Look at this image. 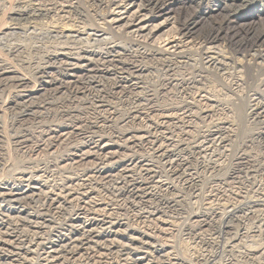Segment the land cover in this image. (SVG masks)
<instances>
[{"label": "rangeland", "instance_id": "374dc122", "mask_svg": "<svg viewBox=\"0 0 264 264\" xmlns=\"http://www.w3.org/2000/svg\"><path fill=\"white\" fill-rule=\"evenodd\" d=\"M54 1L57 2L59 0H51L50 2ZM65 1L71 4L73 3L74 7L78 6L76 7V10H79L78 12L80 15H77L75 19L72 16H68V18L61 17L62 19L59 18V16H56V18L52 17L54 19H52L53 21H49V19H47V21L42 22L43 24L40 23L35 27L33 26L34 29L25 28V30L23 28L16 30L18 32L17 33L15 31L16 35L11 36L12 38H7L3 42L4 46H6L5 48L7 49L11 47L17 48L16 52H3V50L0 51V58L6 62L5 64L11 69L10 71H13L12 73L15 72L13 75L22 74L21 76L31 81L29 86H34L35 84V87H37L38 84L35 83L34 80H37V78L41 75H43L44 77H48L49 75V77L51 76L52 78H57L61 75V73H65L66 68L63 66V64H66V62H68L66 59L59 56V59H55L56 62L52 63L53 60H51L50 62L46 58L53 53H51V51L54 50V47H60V44L57 45V42L59 43L61 41L59 40L54 42V40H49V33L51 31L58 32L60 28L63 29L65 26L66 29L68 28V25L69 29L72 30L75 28L76 31L78 28L81 29V33H83L84 38L89 36L87 35L88 31L91 32V30L99 31L98 34L104 33V38L106 37V39H104V42H94L91 40V36H89L88 38H90V43L87 39H85L83 41L84 44L81 43L82 47H88L91 50L94 49V51H100L99 49H101V54H105L107 52V49L109 51V47H115V50H118V53H121V55H123V60L126 59L124 61L127 62L128 60L129 62L131 60L130 62H133V64H136L137 66L140 65V67L145 68L146 71L145 73H142L140 78L138 79V81H141L138 85V87H140L139 89L127 88L125 90H122L120 88H116L115 83L118 81L117 78L118 76H120L119 73H123V77H129V79H134V76L136 75L133 73L132 69L127 68L125 70L118 71V67L116 68V66L114 65L113 67H108V69L110 70L109 72L103 73L98 77L96 76V80L98 81L96 82L95 80V83H88L87 79L89 78L84 75L82 76V78L85 79L84 81L86 82H83L85 83L83 85L81 84V82L73 88L64 90L58 89L57 86L44 88L43 90L35 93V96L33 95V99L25 102V104L23 103L24 101L14 99L11 96H7L6 94L0 95V186L5 184L8 186L17 184V180L22 174L29 175L31 172L29 176H32L34 184L33 187L36 189H34L35 191H33V200L28 201V199L21 198L19 200H7V198H4L1 201L2 208H21L22 210H24V213L21 214V216L19 215L18 218L13 219V222L8 225L12 228H9L10 231H8L11 232L17 230L16 232H18V230H21V232H18L19 234H21V236L27 235L29 237L30 235L32 237L34 235L33 232L36 229H33L32 227L30 228L28 222H38L39 220V222L42 223V221L47 222L48 219H51L49 223L50 225L48 224L49 227L47 225V229L53 226H57V224L67 222L71 214L76 209V201L72 202L73 204L70 203L65 205L62 213L54 214L52 211V198H54V196H52L51 193L57 194V192H61L62 196H65L71 188V192L80 191V193L90 189L92 193L91 196H93L92 200L94 198L93 201H102V208L106 209L105 212L102 211V214L105 213L109 216L111 215L110 220L112 221H114L115 218H120L124 223H127L130 228H138L146 235L151 236L152 239L151 241L148 240L150 242L148 247L144 246L141 249L138 248L140 247L138 243L132 244L131 247L135 251L132 250L133 252H129L128 256H130L131 258L127 256L128 259L126 256H119L116 253H114L115 255H113V253L106 254V251L104 249H101L102 253L100 251L98 252L96 248H93L94 244H91V248L95 252L94 255H97L101 258L97 261H100L104 264H125L128 261L133 262L137 258L141 257V255H139L137 252L142 251L147 253V255L149 256L148 260H152V262L159 261L158 264H160L163 261V258L159 257L155 252L159 250H165L166 253L169 254L171 264H264V254L262 253V251L264 250V203L262 202V200L264 201V137H256V133L264 132V94L263 99L259 101L260 104L254 105L258 103V100L256 101L252 99L255 97L254 94L256 91V87L254 85V75L257 70H255L256 68L253 67L252 63V67L249 66V69L246 67L244 69L246 71L244 75L246 77V84L249 85L240 86V77L243 76V74H240V68L238 65L240 62L239 59H241V57L242 59H248L250 57L249 54L254 53L252 47L253 41L249 38L248 33L242 31L240 25L241 23H243L250 24L259 29L264 28V0L242 1V7H240L238 11H235V14L238 18H235L234 22H232L231 24H227L225 19L226 15H228L229 13L232 14L234 10H230L227 7L225 8L223 4L224 0L165 1V3L168 4L166 8H170L171 16L174 13L172 16L173 21H171L172 24H170L166 28L169 29L171 27L169 30L170 34L172 30L179 29L186 22H190L192 18L195 17L196 13L205 12L207 10L215 8V6H220L221 8L223 7L218 13L212 16L210 22L205 21V23L200 24V35H202V37L208 36V34H210L211 32L213 34L217 31H220L219 33L223 35L222 38L224 40H222V42L218 45H221L222 47L220 46L217 49L213 47V49H215L211 50V52H213L212 56L216 58L215 63H213L212 65L206 62L207 56L202 53L205 52L203 50L194 49L177 55L163 52V49L165 48L167 42L166 40H168L171 36L168 37V39L164 37L160 38L159 40H145L144 42V39L136 36L135 34L131 35L122 28V30L120 29L118 31H113V29H110L109 27H107L109 28L107 29L106 25L103 26V24H105V21L107 20V12H105V10L103 12V9L99 7L98 0ZM65 1L61 0L59 2ZM20 2H22V0H0V30L12 24L11 13L15 10L18 3ZM259 10L263 11L261 16H258ZM253 14L255 15L254 19H250V16H253ZM102 18L105 20L103 21ZM72 19L76 22L74 21L75 23H73ZM71 22L73 25L71 24ZM99 24L103 29L105 28V31H107V33L102 30L101 27L100 30L98 29L100 26ZM95 25L99 26L97 27ZM101 30L104 32H102ZM108 30L112 32H109ZM31 31L32 33H30ZM53 34L55 33H52V35ZM85 41H87L88 44ZM157 41H159L160 43ZM237 41L238 43L242 42L244 45H246L245 50L243 49L242 51H239V48H237L236 46ZM51 45L53 48L51 47ZM79 46L80 45L77 44L74 45L73 48ZM93 46H95V48H93ZM106 46L108 47L106 48ZM157 47H159L160 49ZM90 57L92 58V56ZM94 61L97 60L94 58L91 62L95 63ZM71 62L75 61L71 60ZM87 63L88 62H85L84 64ZM92 63H90L88 67V69L90 70H94L95 68L94 66H92ZM38 72H41V74H39ZM79 74L76 75L81 76V73ZM56 88L58 90H56ZM99 105H102L103 107H97ZM187 105L190 106L186 114L189 115V117H185L184 119L180 120L181 122L171 120L165 125V128H159L156 131L151 130V128H153L154 126L161 124L162 116L167 113L179 114L185 110L184 108ZM135 108H139L136 117L134 119H128L129 123H125V121H123L122 123V120H124L126 114L128 115L129 111H132ZM69 118H74L75 121L80 120V122L83 124L95 123L96 121H98V118L103 119L104 123L102 125L105 127V129L103 127L102 131L100 130L96 134L91 133L88 135L92 138L93 141H96V136L99 135L104 139V142H106L107 140L108 143H112L113 141H115V138H113V141H110V137L118 136L119 134H123L126 131H130V133H133L134 131L147 129L150 131V135H152L153 133V139H151L149 143H144L145 145H143L142 143L138 144L137 147L134 148H132L133 146L128 145L127 148L114 149L116 156L110 159L109 162H115V160L125 161L130 157V159L137 158L151 160L153 168L158 171L160 179L162 181H165L164 183L171 184L172 188H170L169 194L172 192L171 194L173 196L178 195V204L180 205V207H178L179 205L176 204L175 208L173 209H165L163 211L165 212V214L162 212L159 215H155L154 217H144L146 213L153 212L154 210L159 209L158 197H152L149 199L146 198L144 200H137L128 195L118 197L116 193H118L117 188L119 187H117V182L119 181H115L117 184L112 182L107 183L104 179H102V177H93V181L91 182L92 185L90 183L88 186H86L87 189H81V182L75 183V181L71 184L67 183V179L75 178L83 172H86V174H90L87 172L92 171L94 167L103 163L102 158H87L86 160H84L85 162L82 161L76 163L77 165H73L75 164L74 162L67 160L71 155L70 147L76 146V143L77 145H79L80 141L84 142L85 136L87 137V135L85 134V136L83 135V138L81 137V139L76 136L77 138L75 137V139H77L78 141L74 139V142H72V145L70 144V146H63L62 144H60L59 146V143L52 145L51 140L48 139L47 133L59 127V125L70 121ZM217 126H224L225 128L227 127V130L231 134L230 143L225 147H216V149H214L212 152L213 154L211 153L212 155L207 154L206 156L202 155L203 157H199L201 155L196 154V150L194 148L199 141L197 140V138H199L202 134L208 132L209 129L212 130ZM18 137H20V139H18ZM104 137L108 138L105 139ZM158 147L172 150L175 158L185 157L186 155L185 158H187V168H185V166L176 169L173 168L170 170L164 165L163 161L160 160L159 162V159L156 160L157 152L160 150ZM157 149L159 150L156 151ZM192 149L195 151H193ZM208 156H210V159ZM239 157H245L246 159H248L249 163H252L254 161L255 163H253L258 165L259 167V175L254 179H239V177H241L242 175H239V177H235L234 180L233 178L229 177L224 178V175H226V173H232L238 168L237 159ZM98 159H101L100 162ZM250 160L252 161L250 162ZM58 165L61 166L58 167ZM215 165L216 167L215 169H213V166ZM103 167L107 168L106 165H103ZM184 169H189V171L186 170V173H192V180L187 184H184L183 178L186 179L188 176L180 173L184 171ZM174 170L176 171L175 175H171V172ZM139 173L141 174L140 166H137V168L135 167L133 169L132 174L138 176ZM180 175H182L183 178ZM88 176H91V174ZM62 184L66 186H63ZM74 184L76 186H74ZM153 185V183L150 184L152 188L155 187V185ZM35 186H37V188ZM74 188L75 190H73ZM60 189L62 191L64 190L63 193ZM153 189L157 194L164 193L163 191H161V189ZM193 193H196L198 195L195 199L190 196L193 195ZM44 194H46V196ZM47 200L49 202H47ZM253 202H257L255 204L263 205L254 207V209L246 210V208H250ZM246 203H248V205ZM69 206H73L75 209L72 207L71 210ZM207 207L209 209H207ZM221 208L222 210H224L222 211ZM225 208H229V210L231 208H234L235 211L231 209L228 214H225L227 212L225 211ZM209 210H216L219 213L220 217H222L215 219L213 218L210 222L206 223V226L200 229L192 228V226H190L192 225L191 217L193 215H195L196 213L201 214L202 212H206ZM113 213L114 215H112ZM226 216L228 217L226 218ZM21 217L23 220H21ZM149 218L152 219L149 220ZM230 218L233 220H231ZM149 221L152 223H150ZM14 222H17L16 225L18 226L15 229V224H13ZM24 225H26L25 228ZM146 226L148 227V229H146ZM44 230L47 231L46 229L42 228L39 229V231L37 230L39 235L34 236L41 237V234L44 232ZM132 236L137 237L136 235ZM116 239L121 240H118L121 243L125 242L124 239H120L119 237H116ZM108 241L109 239L107 241H104L106 244L103 243L102 246L111 247V245L107 243ZM41 243L43 242H40V244ZM28 244H30L28 240L24 241V244L23 242L13 241L10 246H5L1 251V253H3L0 254V264H30V261L29 263L24 262L23 253H21L19 257L13 256L14 254H9V252L20 253V251H17V248L22 247V245L25 246ZM151 244H153L154 246ZM251 252L257 253H255L253 256H250L249 254ZM103 254H105V256ZM33 256L31 262H33V260L36 261L37 258V260H39V255H35L34 257ZM123 257H126L125 259H127L128 261ZM132 257L134 260L132 259ZM26 258H30V256H26ZM66 258H68V256H65V259ZM85 261L86 264L95 263L92 260L85 259L84 255L81 256V264H85ZM143 262H146L145 258Z\"/></svg>", "mask_w": 264, "mask_h": 264}, {"label": "bare ground", "instance_id": "6f19581e", "mask_svg": "<svg viewBox=\"0 0 264 264\" xmlns=\"http://www.w3.org/2000/svg\"><path fill=\"white\" fill-rule=\"evenodd\" d=\"M50 1L51 0H25V1L22 0V2L18 3V5L15 8V10L11 13V15H12L11 16V22H12V24L10 26L8 25V27H5V28L3 27L4 29L0 30V47H2V48H0L1 49L0 51H2V50H3V52H5V51L6 52H16L17 51V48H12L11 47L12 49L11 48L7 49V48H5L6 46H4V44H3V42L7 38H9V37L12 38L11 36L16 35L15 34L16 30L23 29V28L24 29L25 28L26 29L33 28V26L35 27L38 24L42 23L43 21H47V19H49V21H50V20L53 19L52 17L56 18V16H59V18H61V17L62 18L63 17H67L68 18V16H72L75 19V17H77V15H80L79 12H78L79 10L78 11L76 10V7H78V6L74 7L73 3L72 4L68 3L65 0H64L65 2H59L61 0H59L57 2L56 1L50 2ZM165 1L166 0H98V5H99L100 8L103 9V12H104V10H105V12H107V14H106L107 15V20L105 21V24H103V26L106 25V28L109 27L110 29H113V31L114 30L118 31V30H120L122 28V29L126 30L129 34H131V35L135 34L136 36H139L140 38L144 39V42H145V40H156V39L159 40L160 38H164V37L168 39V37L171 36L168 40H166L167 42L165 41L166 45H165V48L163 49V52L177 55V54H180V53H183V52H187V51H191V50H194V49L203 50L205 52H202V53H204L205 56H207V61L206 62L208 64H210V65L215 63V59L216 58L214 56H212L213 52H211V50L213 49V47H215L217 49L218 47L221 46V45L220 46H218V45L222 42V40H224L222 38L223 35L219 33L220 31L214 32L213 34L210 31L211 33L208 34V36L202 37V35H200V24L205 23V21H207V22L209 21L210 22V19H212V16L214 14L218 13L220 11V9H222L223 7L221 8L220 6H215V8L207 10L205 12L196 13L195 17H193L190 22H186L182 27H180L181 26L180 25L179 29H174L175 28L174 27L173 28L174 30H172L171 34H170L169 30H170L171 27L169 29H166V28L170 24H172L171 21H173L172 16H173L174 13L171 16L170 8H166L168 6V4H166ZM168 1H171V0H168ZM242 1L244 2V0H224L223 1L224 2L223 4H224L225 8L227 7L230 10L231 9L234 10L233 12L231 11L232 14L229 13L228 15H226L225 21H226L227 24H231L232 22H234L235 18H238L237 15L235 14L236 13L235 11L236 10L238 11L240 9V7H242ZM258 12H259L258 16H261L263 11L259 10ZM81 15H83V14H81ZM72 17H70V18H72ZM254 17H255V15L253 14V16H250V19H254ZM104 20L105 19H103V21ZM72 21H73V19H72ZM74 21H73V23L76 22V21L75 22ZM102 23H101V25H102ZM71 24H72V22H71ZM50 25H52V24H50ZM101 25L99 26L98 29L100 30V27H101V29L105 31V28L103 29ZM75 26H76V24H75ZM95 26H97V25H95ZM65 27L63 29L60 28L58 32L51 31L49 33V35H48L49 40L50 39L54 40V42L59 41V40H61V41L59 43L57 42V45L60 44V47H54L53 48L52 45H51V47L54 50L53 51L50 50V51H51V53L52 52L53 53L50 54L47 58L46 57L45 58L48 59L50 62H51V60H53L52 63H54V62H56L55 59H59L58 58L59 56L61 58L63 57L64 59H66L68 61V62H66V64L62 63L63 66L66 68V72L63 73V74L61 73V75L59 77H57V78H55V77L52 78L51 76L49 77V75H48V77H44L43 75H41V76L38 75L40 77L37 76L38 77L37 80H34L35 83L38 84L37 87H35V84H34V86L33 85L29 86L30 83H31L30 80H28L27 78L21 76L22 74L21 75H13L15 72L12 73L13 71H10L11 69L5 64L6 62L3 59L0 58V95L6 94L7 96H11L14 99H19L21 101H24L23 103L25 104V102L29 101L30 99H33V95L35 93L43 90L44 88L57 86L58 89L64 90V89L73 88L74 86H76L77 84H79L81 82H82L81 84L83 85V84H85L83 82H86V81H84L85 79L82 78V76H84V75H86V77L89 78V79H87L88 83H95V80L97 79V77L99 75L109 72L110 70L108 69V67L109 66L113 67L114 65L116 66V68L118 67L117 68L118 71H122V70H125L127 68L132 69L133 73L136 75V76H134V79H129V77H123V75H122L123 73H119L120 76H118V78H117L118 81L115 83L116 88H120L122 90H125L127 88H130V89L131 88L132 89H139L140 88V87H138V85H139V83L141 81H138V79L140 78L142 73H145V71H146L145 68L140 67V65L137 66L136 64H133V62H130L131 60L129 62H128V60H127V62L124 61L126 59L123 60V55H121V53H118V50H115L116 49L115 47H109V51L107 49V52L105 51L106 52L105 54H101L100 53L101 49H99V47H98V49L100 51H94V49L91 50L88 47H82L81 46V43L84 44L83 41L85 39H87L89 41V39H90V38H88L89 36H91V40L94 41V42H102V41L104 42V39H106V37L104 38V36H105L104 33L98 34L99 31L91 30L92 29L91 28L90 29L91 32L88 31V34H87L89 36L84 38L83 33H81V29L78 28L77 31H76L75 30L76 28L73 29V30L69 29V25H68V28L65 29ZM240 27H241L242 31L248 33L249 34V38L252 39V41H253L252 47H253V52H254L252 54L248 53L250 55V57L248 59L247 58H243L242 59V57H241V59H239L240 62H239L238 65H239V68H240V74L241 73L243 74V76L240 77V82H241L240 86L247 85L246 84V80H245L246 77L244 75L246 73V71L244 69L246 67L249 69V66H251V63H252L253 67L256 68L255 70H257L255 75H254V77H255V80H254L255 84L254 85L256 87L255 88L256 91H255L254 95H255L256 99H255V97L252 98V99H254L256 101L258 100V103L254 104V105H258V104H260L259 101H261L263 99V94H264V75H263L264 74V28H262V29L260 28L259 29V28H256V27L250 25V24H243V23H241ZM109 28H107V29H109ZM212 28H215V27H212ZM165 29H166V31H165ZM25 30H24V32H25ZM259 30H260V32H259ZM104 31H102V32H104ZM105 32L107 33V31H105ZM109 32H112V31H109ZM119 32H118V35H119ZM30 33H32V31ZM52 33H55V34L52 35ZM128 38H130V37H128ZM85 42H87V41H85ZM157 42H159V41H157ZM89 43H90V41H89ZM156 43H155V46H156ZM77 44H79L80 46L76 47V48H73V46L77 45ZM87 44H88V42H87ZM57 45H53V46H57ZM89 46H90V44H89ZM110 46H112V45H110ZM236 46H237V48H239V51H242L243 49L245 50V48H246V45H244L242 42L238 43V41L236 43ZM107 47L108 46H106V48ZM93 48H95V46H93ZM157 48H159V47H157ZM43 49H44V47H43ZM90 56H92V58ZM94 58L98 62L94 61L95 63H92L91 61ZM71 60H74L75 62H71ZM85 62H88V63L84 64ZM46 63H47V61H46ZM79 63H81V64H79ZM90 63H92L93 64L92 66L95 67L94 70L88 69ZM261 63H263V64H261ZM38 73L41 74V72H38ZM79 73H81V76H77L76 75V74H79ZM45 74H46V72H45ZM127 74H128V71H127ZM10 75H13V76H10ZM97 81L98 80H96V82ZM243 88H245V87H243ZM58 89L56 88V90H58ZM84 89H85V87H84ZM230 90H232V89H230ZM157 93H158V91H157ZM99 100H101V99H99ZM95 101H96V99H95ZM97 107H101L102 108L103 106L99 105ZM189 108H190V106L187 105L184 108L185 110L184 111L182 110L183 112H181L179 114H175V113L174 114H168V113L165 114L161 118L162 119L161 124L157 125V126H154L153 128H151V130L156 131L159 128H165V125L171 120H176L177 122H179L180 120L184 119L185 117H189V115H186L187 111L189 110ZM138 110H139V108H135L132 111H129L128 115L126 114V117L125 118L123 117L124 120H122V123H123V121H125V123H127L128 119L129 120L132 119V118L134 119L136 117V114H138ZM258 113H259V111H258ZM238 114H240V113H238ZM143 117H144V115H143ZM80 120L79 121H75L74 118L70 119V121L67 120L68 122H66V123H64L62 125H59V127H57L54 130H51L50 132H48L47 133L48 134V139L51 140L52 145L59 143V146H60V144H62L63 146H67V145L70 146V144L72 145V142H74V139H75L76 136L81 139V137L83 138V135L85 134V135H87V137L84 135L85 136V141L84 142L80 141L79 145H77V143H76V146L70 147L71 155H70V157L67 160H70V161L74 162L75 164H73V165H77L76 163L82 162V161L86 160L87 158H102V162L103 163L101 165H98L99 167L98 166L94 167V169L92 171L89 170L90 172H87V173H90L91 176H88L90 174H86V172H83L80 175L76 176L75 178H69V179H67V181L65 180L67 183L71 184V183H73L75 181H76L75 183H78V182L80 183L81 182V189H87L86 186H88L93 181L92 180L93 177H102V179H104L107 183L108 182L116 183L117 181H119V182H117L118 184L116 183L117 187H119V188H117L118 189V193H116L118 197H122V196L128 195V196H131V197H133L134 199H137V200H139V199L140 200H142V199L144 200L146 198L149 199V198H152V197L153 198L154 197H156V198L158 197V201H159V205H158L159 207L158 208L159 209L154 210V211L152 210L153 212L146 213L144 217H154L155 215H159L160 213H162L165 209H168V208H172L173 209V208H175L176 204L179 203V200H178L179 197H177L178 195L177 196H173L171 194L172 192L170 193L171 195L169 194V190H170V188H172L171 184L164 183L165 181H162L160 179L158 171H156L153 168V164H152L151 160L137 159V158H133V157H132L133 159H130L131 158L130 157L129 159H127L125 161H116L115 160V162H113V161H111L112 163L109 162L110 159H112V158H114L116 156L115 152H114V149L127 148L128 145L133 146L132 148H134V147H137L138 144H142V143H143V145H145L144 143H149L151 141V139H153L152 138L153 133H152V135H150L151 133H150L149 130H147V129L142 130L141 129V130H138V131H134L133 132L134 134L130 133V131H126L123 134H119L118 136H115V137H110L109 136L110 137V141H113V138H115V141H113L112 143L111 142L108 143L107 140H106V142H104V139L101 136H99V135L96 136L97 140L95 139L96 141H93L92 138L89 137L88 135L91 134V133L92 134H96L100 130L102 131V128L104 127L102 125L104 123V120L98 118V121H96V122L93 121L95 123H85V124L81 123ZM94 120H97V119H94ZM107 120H109V119H107ZM190 120H191V118H190ZM104 129H105V127H104ZM18 136H20V135H18ZM256 137H258V138L259 137H264V132L263 133H256ZM106 138H108V137H106ZM18 139H20V137H18ZM75 140H77V139H75ZM197 140H199L197 142V144L196 145L194 144L195 145L194 148L196 150V154L201 155L199 157H203L202 155L206 156L207 154H211L213 152V150L216 149V147H225V146H227L230 143V141H231V134L227 130V127L225 128L224 126H217V127L213 128L212 130L209 129L208 132H206L205 134H202L199 138H197ZM153 141H156V140H153ZM152 144H151V146H152ZM73 145H74V143H73ZM167 145H166V147H167ZM159 149L156 150V151H158V150L159 151L157 152V159L156 158L155 159L156 160L159 159V162H160V160L163 161L164 165L166 167H168L170 170L173 169V168L176 169V168L185 167L187 165V158H185L186 155H185V157H179V158L176 157L175 158V155L173 154L172 150H168L166 148H159ZM195 150H193V151H195ZM208 157L210 159V156H208ZM100 160H99V162H100ZM237 160H238L237 161L238 162V166H237L238 168L236 170H234L232 173H229V174L226 173V175L223 174L224 178L229 177V178H233V180H234L235 177H239V175H242L243 177L241 176V177H239V179L240 178H243V179H248V178L254 179L255 177H257L259 175V171H258L259 167H258V165L254 164L255 163L254 161H253L254 163L253 162L249 163L248 159H246L245 157L244 158L243 157H239ZM251 161L252 160H250V162ZM215 163H216V160H215ZM258 163H259V161H258ZM263 164H264V162H263ZM103 165L104 166L106 165L107 168L103 167ZM60 166L58 165V167H60ZM137 166H140L141 174L139 173L138 176H135V175L132 174V171H133V169L135 167L137 168ZM259 166H260V164H259ZM166 167H164V168H166ZM213 167H214L213 169H215L216 165L213 166ZM261 167H263V166H261ZM261 167H260V169H261ZM185 168H187V166ZM63 169H64V167H63ZM186 170L189 171V169H184V171L180 172V173H183L185 176H188L185 179V178H183L182 175H180L183 178L184 184H187V183H189L192 180L191 179L192 178V175H191L192 173L191 174L186 173ZM160 171H162V170H160ZM175 172H176L175 170L172 171L171 175H175ZM30 174H31V172H30ZM29 175L22 174L19 179L16 178V179H18L17 180V184H14L12 186L11 185L8 186L6 184L0 186V254L3 253V252L1 253L2 249L5 246H10V244L13 241L14 242H18V241L19 242H23V244H24V241L28 240V242H30V244L25 245V246L22 245V247H18V248L16 247L17 251H20V253H18V252H16V253L9 252V254L10 255L14 254L13 256L19 257V255L21 253H23L24 254L23 255L24 262L25 263H29V261H30V264H81V256H83V255H84L85 259L92 260L93 262H95L93 264H97V263L98 264H104V263H102L100 261H97V260H100L101 258L98 257L97 255H96L97 257L94 255L95 252L91 248V244H94L93 248L94 249L96 248L98 252L99 251L101 252V249H104L106 251V254H108V253L112 254L113 253V255H115L114 253H116L119 256H126V257L129 255V252L133 250V248L131 247L132 244L138 243L139 246H140L138 248H140V249L143 248L144 246H147V247L149 246V244H150L149 241L152 240L151 236L146 235L144 232H142L138 228H133V229L130 228V226H128L127 223H124L122 221V219H120V218H115L114 217L115 219H114V221H112V220H110V216L111 215L109 216V215H107L105 213L102 214V211L105 212L106 209L102 208V203H101L102 201L101 202H98L96 200L93 201L94 198L92 200L93 196H91L92 193H91L90 189L80 193V191H78V192H73L72 191L71 192V189H72L71 188L70 191H68L65 196H62L61 192H59V193L57 192V194H54V193L52 194L51 193V195L54 196V198H52V211H53L54 214L62 213V210H64V206L67 205V204H70V203H72L74 201H76V203H77L76 205L77 206H76V209L73 206H71V207L69 206L70 209L73 207L75 210L71 214V216H70V218H69V220L67 222L62 223V224H57V226L50 227L49 229H47V225L50 223L51 219L50 220L48 219L47 222H43L42 221V223L39 222V220H38V222H28V225H29L30 228L32 227L33 229H36L33 232L34 235H39L38 234L39 229H41V228L42 229H46L47 231L44 230V232L42 234H41V231H40V234L42 236H44V237H42V236L41 237H39V236L36 237L34 235L32 237L30 235H29V237L27 235L26 236H21V234L18 233V232H21V230L20 231L18 230V232H16L17 230L9 232L10 231L9 228H11V227H9L8 225H10V223L13 222L12 221L13 219L18 218L19 215L21 216V214L24 213V210H22L21 208H10V209L2 208L1 201L4 198H7V200L8 199L19 200L20 198L21 199H28V201L29 200H33L34 199L33 191H35L36 189L33 187L34 184H33L32 176H29ZM37 181H38V179H37ZM94 181H95V179H94ZM248 182H249V180H248ZM152 183L155 185V187H153V188H157V190L161 189V191H163L164 193L157 194L156 191L152 188V186H150V184H152ZM91 185H92V183H91ZM63 186H66V185H63ZM67 186H68V184H67ZM74 186H76V185L74 184ZM35 187L37 188V186H35ZM75 188L73 190H75ZM90 188H92V187H90ZM193 190H196V189H193ZM57 191H58V189H57ZM63 191H62V193H63ZM166 191H168V192H166ZM255 192H257V191H255ZM189 193H190V191H189ZM44 195L46 196V194H44ZM190 196H192V198L195 199L198 195L196 193L195 194L193 193V195H190ZM5 201H6V199H5ZM25 201H27V200H25ZM16 202H18V201H16ZM32 202H34V201H32ZM47 202H49V201L47 200ZM262 202L264 203L263 200H262ZM255 203H257V202H255ZM255 203L253 202V204L250 206V208H246V210L247 209H249V210L250 209H254V207H258V206H262L263 205V204L260 205V204H255ZM246 204L248 205V203H246ZM133 205H135V204H133ZM226 206H228V205H226ZM178 207H180V205ZM207 209H209V208L207 207ZM231 209L233 211H235L234 208H231ZM68 210H69V208H68ZM221 210H222V208H221ZM230 210H229V208H225V211H227L225 214H228L230 212ZM33 212H36V211H33ZM39 213H41V212H39ZM163 213L165 214V212H163ZM221 213H223V212H221ZM196 214L191 217L192 225H190V226H192V228H199L200 229V228L206 226V223L210 222L213 218L215 219V218H219L220 217L219 213L216 210H209V211H206V212H202L201 214H198V213H196ZM26 215H28V214H26ZM26 215H24V216H26ZM112 215H114V213ZM241 216H242V214H241ZM227 217L228 216H226V218ZM150 219H152V218H149V220ZM154 219H156V218H154ZM21 220H23L22 217H21ZM231 220H233V219H231ZM236 220H237V218H236ZM16 223L15 222L13 223V224H15L14 225V229L16 227H18L16 225ZM150 223H152V222H150ZM49 225H48V227H49ZM209 225H210V223H209ZM25 226L26 225H24V228H25ZM146 229H148V227ZM162 230H164V229H162ZM205 230H206V228H205ZM193 231H194V229H193ZM30 232H32V231H30ZM164 232H166V231H164ZM220 233H221V230H220ZM22 234H23V232H22ZM188 234H189V232H188ZM132 235H136L138 238L134 237ZM196 235H194V236H196ZM116 237L117 238L119 237L120 239H124L125 242L124 243L123 242L122 243L119 242L121 240L118 239L119 240L118 241L116 239ZM104 239H107V240L109 239V241L107 243H109L111 245V247L102 246V244L105 243L104 241H107V240H104ZM40 242H43V243L40 244ZM151 245H153V244H151ZM195 248H196V246H195ZM258 249H260V248H258ZM133 251H135V250H133ZM136 251H137V249H136ZM253 251H255V250H253ZM256 251H258V250H256ZM147 252H148V250H147ZM163 252H165V253H163ZM137 253L139 255H141V257L136 259L137 261L134 260L133 257H132V259L134 261L133 262H129L127 259H128V257L131 258L130 256H128L127 259H125L126 257H123L125 260L128 261L125 264H139V263H143V264H158V262H159V261L158 262L157 261L156 262L155 261L152 262V260H148L149 256L147 255L146 252H142L141 251V252H137ZM155 253L158 254L159 257L163 258V261L160 264H171L170 258H169V254L166 253L165 250H159V251H157ZM255 253H257V252H251L250 254L249 253L248 254L250 256H253ZM262 253L264 254V250L262 251ZM33 255L34 256L35 255H39V260H37L38 259L37 258L36 261L33 260V262H31V259H32ZM100 255H102V254H100ZM103 255L105 256V254H103ZM26 256H30V258H26ZM65 256H68V258L65 259ZM144 258L146 259L145 263L143 262ZM247 258H248V256H247ZM22 264H24V263H22ZM85 264H86V261H85ZM173 264H175V263H173Z\"/></svg>", "mask_w": 264, "mask_h": 264}]
</instances>
